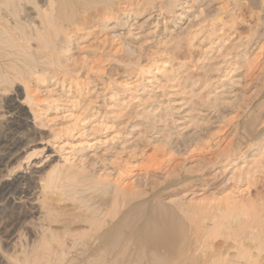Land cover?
I'll list each match as a JSON object with an SVG mask.
<instances>
[{"label": "rangeland", "instance_id": "rangeland-1", "mask_svg": "<svg viewBox=\"0 0 264 264\" xmlns=\"http://www.w3.org/2000/svg\"><path fill=\"white\" fill-rule=\"evenodd\" d=\"M37 1L0 22V264H103L89 206L184 198L222 217L196 264H264V0Z\"/></svg>", "mask_w": 264, "mask_h": 264}, {"label": "bare ground", "instance_id": "bare-ground-1", "mask_svg": "<svg viewBox=\"0 0 264 264\" xmlns=\"http://www.w3.org/2000/svg\"><path fill=\"white\" fill-rule=\"evenodd\" d=\"M5 1L0 0L1 23L7 25L12 24L9 17L13 16L16 20L14 24L20 28V26L22 27V23L26 18L28 19V21L27 19L25 20L26 23L32 20L29 13L26 14L27 6L21 3L24 0H12V2L16 3L14 5H11L10 3H3ZM26 1L28 5L33 7L34 10L40 11V6L37 0ZM1 6H5L6 8L10 9L12 8L13 11H9V14L7 15L8 12H3ZM2 30H4V27H2ZM7 57V55L0 52V59ZM26 57L33 61L32 55L26 54ZM93 182L101 188L100 190H93L92 188L89 189L93 190L95 193L94 195L90 196V199L93 201L100 198L99 195H97V193L100 191L105 196L112 195V198H116V195L122 196V194H120L121 192L117 193L118 189L114 186H105L99 180H95ZM187 196L193 197V199H195L198 196H201V194H199L198 191H194L190 193V195L188 193ZM104 199H102V201ZM185 199L187 200V198H184L179 200V202H174L170 205L164 204L160 200L134 206L131 203L128 204V206L126 205L127 209L125 212L118 210L120 202L117 199H107L108 201L104 200L102 204L100 203V206L104 207V209L110 208L112 210L111 213H109L110 211L106 212L101 207H96V204L89 206V211H91L92 214V217H89V224L93 227L91 228L90 226L89 228L95 231V233L98 235L90 242L91 245L99 250H102V254L97 258V260L102 261L103 264L107 263L108 260L113 264H196L197 262L201 261L199 256H196L192 253V245L188 240L185 227L187 223H193L196 217L194 214H199L197 215L198 218H196L197 222H195V225L197 224L198 228L203 225L205 222V217H207H204L203 214L210 212V214H212L211 218L222 219V217H218V215L217 217L215 216V214H218L217 207L213 208L212 210L204 209L200 213H194L192 204L186 203ZM82 203L84 204V202ZM113 204L115 207L112 208ZM106 214L108 217H110V221H105L104 218H106ZM102 216H104V218ZM222 222L220 227L223 226L222 224L224 222ZM209 228L211 229V227ZM86 236L87 235H85V237ZM130 247H133L135 251L134 253L131 252Z\"/></svg>", "mask_w": 264, "mask_h": 264}]
</instances>
